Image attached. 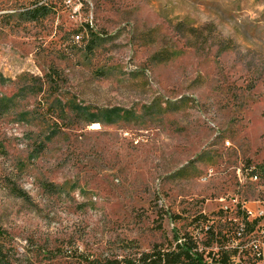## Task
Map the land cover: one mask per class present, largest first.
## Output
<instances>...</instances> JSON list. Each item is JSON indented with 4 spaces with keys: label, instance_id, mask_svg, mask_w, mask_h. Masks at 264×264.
I'll return each instance as SVG.
<instances>
[{
    "label": "rangeland",
    "instance_id": "rangeland-1",
    "mask_svg": "<svg viewBox=\"0 0 264 264\" xmlns=\"http://www.w3.org/2000/svg\"><path fill=\"white\" fill-rule=\"evenodd\" d=\"M180 241L264 264V0H0V264Z\"/></svg>",
    "mask_w": 264,
    "mask_h": 264
},
{
    "label": "trees",
    "instance_id": "trees-1",
    "mask_svg": "<svg viewBox=\"0 0 264 264\" xmlns=\"http://www.w3.org/2000/svg\"><path fill=\"white\" fill-rule=\"evenodd\" d=\"M32 14V13H31ZM33 15V14H32ZM34 20V16L28 17ZM176 242L178 239L175 240ZM142 264H209L188 241H180L171 252L153 250L141 256ZM118 260H109L104 264H121ZM125 263V262H124ZM132 264V263H129Z\"/></svg>",
    "mask_w": 264,
    "mask_h": 264
},
{
    "label": "built area",
    "instance_id": "built-area-1",
    "mask_svg": "<svg viewBox=\"0 0 264 264\" xmlns=\"http://www.w3.org/2000/svg\"><path fill=\"white\" fill-rule=\"evenodd\" d=\"M76 38L78 39L79 37H78V36H76Z\"/></svg>",
    "mask_w": 264,
    "mask_h": 264
}]
</instances>
